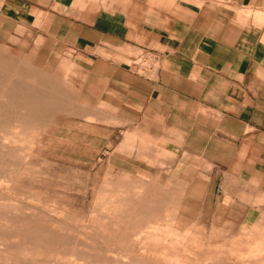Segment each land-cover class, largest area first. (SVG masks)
Masks as SVG:
<instances>
[{
    "label": "rangeland",
    "instance_id": "1",
    "mask_svg": "<svg viewBox=\"0 0 264 264\" xmlns=\"http://www.w3.org/2000/svg\"><path fill=\"white\" fill-rule=\"evenodd\" d=\"M14 2L6 0V8L27 26L20 27L26 37L0 43V254L9 259L2 255L0 264H263L264 193L242 185L233 206H224L212 197L208 167L197 169L184 156L174 169L157 143L107 124L124 120L83 119L99 110L78 103L75 63L70 58L61 68L27 43L28 30L60 6L70 14L78 8L81 18L92 7H111L119 19L128 0Z\"/></svg>",
    "mask_w": 264,
    "mask_h": 264
},
{
    "label": "crops",
    "instance_id": "2",
    "mask_svg": "<svg viewBox=\"0 0 264 264\" xmlns=\"http://www.w3.org/2000/svg\"><path fill=\"white\" fill-rule=\"evenodd\" d=\"M68 9L45 13L27 43L61 68L75 63L78 103L99 110L83 119L124 120L107 124L157 143L174 169L184 156L208 167L224 206L242 185L264 193V0H128L119 19L111 7ZM21 26L0 0V43L26 37ZM143 52L155 55L149 75L133 66Z\"/></svg>",
    "mask_w": 264,
    "mask_h": 264
},
{
    "label": "bare ground",
    "instance_id": "3",
    "mask_svg": "<svg viewBox=\"0 0 264 264\" xmlns=\"http://www.w3.org/2000/svg\"><path fill=\"white\" fill-rule=\"evenodd\" d=\"M10 97H11V96H10ZM3 100H5V99H3ZM17 130H18V129H17ZM34 132H35V131H34ZM10 135H11V134H10ZM11 139H12V138H11ZM14 139H15V138H14ZM3 141H5V140H3ZM11 141H12V140H11ZM16 141H17V139H16ZM21 142H22V141H21ZM21 142H20V143H21ZM3 143H4V142H3ZM3 143H2V144H3ZM7 143H9V142H7ZM26 143H27V142H26ZM16 144H17V142H16ZM16 144H14V145H16ZM18 144H19V141H18ZM9 145H10V143H9ZM10 146H11V145H10ZM32 146H33V145H32ZM8 147H9V146H8ZM13 148H14V147H13ZM2 150H3V149H2ZM25 151H27V150H25ZM123 191H124V190H123ZM123 193H126V191L123 192ZM126 194H127V193H126ZM142 194H143V193H142ZM117 197H118V195H117ZM5 199H6V198H5ZM120 199H121V198H120ZM10 200H11V199H10ZM8 201H9V200H8ZM110 202H111V201H110ZM110 202H109V203H110ZM114 203H115V202H114ZM122 203H123V202H122ZM7 204H8V203H7ZM107 204H108V203H107ZM3 205H4V204H3ZM105 205H106V202H105ZM113 205H114V204H113ZM120 205H121V204H120ZM122 205H124V204H122ZM125 205H126V204H125ZM162 205H163V204H162ZM103 206H104V205H103ZM115 206H116V205H115ZM139 206H141V204H139ZM119 207H120V206H119ZM125 207H126V206H125ZM0 208H1V207H0ZM18 208H19V207H18ZM108 209H109V208H108ZM108 209H106V211H107ZM111 209H112V208H111ZM122 209H123V208H122ZM2 210H3V209H2ZM28 210H29V209H28ZM50 210H51V209H50ZM16 211H17V210H16ZM29 211H30V210H29ZM55 211H56V210H55ZM106 211H105V212H106ZM110 211H111V210H110ZM110 211H109V212H110ZM139 211H140V210H139ZM33 212H34V211H33ZM63 212H64V211H63ZM111 212H114V211H111ZM125 212H126V211H125ZM151 212H152V211H151ZM3 213H4V212H3ZM6 213H7V212H6ZM12 213H13V212H12ZM14 213H17V212H14ZM106 213H107V215L109 214L108 211H107ZM9 214H10V213H9ZM18 214H19V213H18ZM38 214H39V213H38ZM27 215H28V214H27ZM30 215H31V214H30ZM125 215H126V214H125ZM0 216H1V215H0ZM3 216H5V213H4ZM9 216H10V215H9ZM16 216H17V215H16ZM19 216H23V215L20 214ZM31 216H32V215H31ZM120 216H121V215H120ZM33 217H34V216H33ZM4 218H5V217H4ZM19 218H20V217H19ZM25 218L27 219V217H25ZM121 218H122V216H121ZM0 219H1V218H0ZM20 219H21V218H20ZM20 219H19V221H22V220H20ZM22 219H23V218H22ZM26 219H24V220H26ZM36 219H37V218H36ZM39 219H41V218L39 217ZM39 219H38V220H39ZM2 220H3V219H2ZM17 220H18V219H17ZM27 220H28V219H27ZM48 220H49V219H48ZM121 220H122V219H121ZM9 221H10V220H9ZM13 221H14V220H13ZM15 221H16V220H15ZM29 221H33V220H29ZM29 221H28V222H29ZM54 221H55V220H54ZM119 221H120V220H119ZM123 221H125V220H123ZM2 222H3V221H2ZM4 222H5V221H4ZM24 222H25V221H24ZM38 222H39V221H38ZM7 223H8V222H7ZM7 223H6V225H7ZM9 223H10V222H9ZM11 224H12V223H11ZM40 224H41V223H40ZM42 225H43V224H42ZM14 226H15V225H14ZM142 226H143V225H142ZM151 226H152V225H151ZM156 226H157V225H156ZM156 226H154V227H152V228L154 229ZM167 226H169V225H167ZM18 227H19V226H18ZM21 227H22V225H21ZM26 227H27V226H26ZM147 227H148V226H147ZM159 227H160V226H159ZM5 228H6V227H5ZM11 228H12V227H11ZM27 228H28V227H27ZM31 228H32V227H31ZM35 228H36V227H35ZM38 228H39V227H38ZM161 228H162V227H161ZM13 229H16V228H13ZM32 229H33V228H32ZM39 229H40V228H39ZM42 229H43V228H42ZM158 229H160V228H158ZM167 229L169 230V228H167ZM256 229H257V228H256ZM27 230H28V229H27ZM30 230H31V229H30ZM33 230H35V229H33ZM33 230H32V231H33ZM149 230H151V229L149 228ZM149 230H148V232H149ZM164 230H165V229H164ZM0 231H1V230H0ZM4 231H5V230H4ZM8 231H9V230H8ZM35 231H36V230H35ZM35 231H34V232H35ZM37 231H38V229H37ZM39 231H40V230H39ZM151 231H154V230H151ZM155 231H157V230L155 229ZM18 232H20V231H18ZM18 232H17V233H18ZM162 232H163V231H162ZM2 233H5V232H1V234H2ZM6 233H7V232H6ZM6 233H5V234H6ZM11 233H12V232H11ZM24 233H25V232H24ZM27 233H28V232H27ZM42 233H43V232H42ZM47 233H48V232H47ZM49 233H50V232H49ZM103 233H104V231H103ZM105 233H106V232H105ZM150 233H151V232H150ZM168 233H170V232H168ZM168 233H167V234H168ZM173 233H174V231H173ZM173 233H171V235H172ZM9 234H10V233H9ZM9 234L7 233L8 236H9ZM28 234H29V233H28ZM40 234H41V232H39V235H40ZM108 234H109V233H108ZM111 234H112V233H111ZM111 234H110V235H111ZM147 234H148V233H147ZM155 234H156V233H155ZM164 234L166 235V233H164ZM174 234H175V233H174ZM13 235H14V234H13ZM15 235H16V234H15ZM36 235H37V234H36ZM51 235H52V234H51ZM53 235H54V234H53ZM149 235H150V234H149ZM0 236H1V235H0ZM5 236H6V235H5ZM24 236H25V235H24ZM33 236H34V235H33ZM81 236H82V235H81ZM123 236H124V235H123ZM123 236H122V237H123ZM145 236H146V234H145ZM153 236H154V235H153ZM153 236H151V237H153ZM157 236H158V235H157ZM160 236H161V235H159V237H160ZM172 236H173V235H172ZM176 236H177V234H176ZM180 236H181V235H180ZM180 236H179V237H180ZM1 237H2V236H1ZM39 237H40V236H39ZM44 237L47 238V236H44ZM54 237H55V236H54ZM61 237H62V236H61ZM61 237H60V238H61ZM74 237H75V236H74ZM154 237H155V236H154ZM174 237H175V236H174ZM179 237H178V238H179ZM183 237H184V236H183ZM10 238H12L11 235H10ZM24 238H25V237H24ZM108 238H109V237H108ZM110 238H111V237H110ZM160 238H161V237H160ZM160 238H159V239H160ZM162 238H164V237L162 236ZM162 238H161V239H162ZM166 238H167V236H166ZM166 238H165V239H166ZM170 238H171V237H170ZM176 238H177V237H176ZM176 238H175V240H176ZM184 238H185V237H184ZM29 239H30V238H29ZM41 239H42V238H41ZM145 239L148 240V238H145ZM159 239H158V240H159ZM165 239H163V240H165ZM168 239H169V238H168ZM262 239H263V238H262ZM30 240H31V239H30ZM47 240L49 241V239H47ZM54 240H55V239H54ZM54 240H53V241H54ZM83 240H84V239H83ZM156 240H157V239H156ZM175 240H174V241H175ZM177 240H178V239H177ZM180 240H184V239H183V238L181 239V237H180ZM253 240H254V238H253ZM253 240H250V241H253ZM263 240H264V239H263ZM0 241H1V240H0ZM9 241H10V240H9ZM24 241H26V240H24ZM149 241L151 242L150 239H149ZM159 241H160V240H159ZM168 241H169V240H168ZM250 241H249V243H250ZM16 242H17V241H16ZM19 242H21V241H19ZM59 242H60V241H59ZM59 242H58L57 244H59ZM62 242L64 243V240H63ZM65 242H66V241H65ZM68 242H69V241H68ZM144 242H148V241H144ZM153 242H154V240L152 241V243H153ZM161 242H162V241H161ZM172 242H173V239H172ZM191 242H192V241H191ZM191 242H190V244H191ZM255 242H256V241H255ZM17 243H18V242H17ZM25 243H26V242H25ZM30 243H31V242H30ZM148 243H149V242H148ZM148 243H147V244H148ZM169 243H170V242H169ZM173 243H174V242H173ZM177 243L179 244L180 242L177 241ZM186 243H188V242L186 241ZM20 244H21V243H20ZM23 244H24V243H23ZM64 244H65V243H64ZM77 244H78V243H77ZM192 244H194V241L192 242ZM14 245H16V243H15ZM66 245H67V244H66ZM161 245H163V243H161ZM165 245H167V244H165ZM165 245H164V246H165ZM170 245H171V243H170ZM172 245H173V244H172ZM195 245H196V244H195ZM7 246H8V245H7ZM10 246H11V245H10ZM17 246H18V245H17ZM17 246H16V247H17ZM168 246H169V245H168ZM18 247H19V246H18ZM66 247H67V246H66ZM145 247H146V246H145ZM250 247H251V246H250ZM12 248H15V247H12ZM22 248H23V247H22ZM24 248H26V247L24 246ZM163 248H164V247H163ZM165 248H167V246H166ZM165 248H164V249H165ZM170 248H171V247H170ZM173 248H174V247H173ZM178 248H179V247H178ZM178 248H177V249H178ZM10 249H11V248L7 249V247H6V249H4V250H5V251H6V250L9 251ZM15 249H16V248H15ZM18 249H19V248H18ZM18 249H17V250H18ZM26 249H27V248H26ZM26 249H25V251H26ZM66 249H67V248H66ZM72 249H73V248H72ZM164 249H163V250H164ZM21 250H22V249L20 248V252H21ZM28 250H29V249H28ZM67 250H68V249H67ZM75 250H77V249H75ZM142 250H143V249H142ZM160 250H161V249H160ZM163 250H162V251H163ZM8 251L5 252V255L8 254ZM42 251H43V250H42ZM57 251H60V250H57ZM62 251H63V249H62ZM78 251H79V250H78ZM110 251H111V250H110ZM158 251H159V250H158ZM2 252H3V251H2ZM22 252H23V251H22ZM22 252H21V253H22ZM28 252H29L28 254L30 255V251H28ZM36 252H37V251H36ZM73 252H74V251H73ZM73 252H72V253H73ZM76 252H77V251H76ZM152 252H153V251H152ZM165 252H166V251H165ZM187 252H188V251H187ZM10 253H11V252H10ZM23 253H24V252H23ZM23 253H22V254H23ZM34 253H35V252H33V254H34ZM58 253H59V252H58ZM58 253H57V254H58ZM85 253H86V252H85ZM160 253H161V252H159V254H160ZM188 253H189V252H188ZM3 254H4V253H3ZM3 254H0V257H1ZM17 254H20V253H19V250H18V253H17ZM25 254H26V253H25ZM41 254H42V253H41ZM64 254H65V253H64ZM152 254H153V253H152ZM157 254H158V253H157ZM159 254H158V255H159ZM162 254H163V253H162ZM174 254H175V253H174ZM179 254H180V252H179ZM179 254H178V255H179ZM240 254H241V253H240ZM262 254H263V253H262ZM9 255H11V254H9ZM12 255H14V254L12 253ZM55 255H56V254H55ZM60 255H61V254H60ZM137 255H138V254H137ZM154 255H155V253H154ZM160 255H161V254H160ZM164 255H165V254H164ZM170 255H171V254H170ZM37 256H38V255H37ZM37 256H36V257H37ZM71 256H72V255H71ZM79 256H80V255H79ZM132 256H133V255H132ZM141 256H142V255H141ZM155 256H157V255H155ZM168 256H169V254H168ZM23 257H25V256H23ZM30 257H32V256L30 255ZM30 257H28V258H30ZM76 257H77V256H76ZM124 257H125V256H124ZM159 257H163V256H159ZM159 257H158V258H159ZM165 257H166V256H165ZM178 257H180V256H178ZM3 258H4V255H3ZM6 258H7V257H5L4 259H6ZM37 258H38V257H37ZM61 258H62V257H61ZM125 258H126V257H125ZM144 258H145V257H144ZM173 258H174V257H173ZM176 258H177V256H176ZM7 259H8V258H7ZM7 259H6V262L9 260V259H8V260H7ZM11 259H12V258H11ZM22 259H23V258H22ZM77 259H78V258H77ZM81 259H82V258H81ZM81 259H79V260H81ZM112 259H113V258H112ZM171 259H172V258H171ZM187 259H188V258H187ZM260 259H261V258H260ZM1 260H2V259H1ZM1 260H0V262H1ZM16 260H17V259H16ZM23 260H24V259H23ZM40 260H41V259H40ZM58 260H59V259H58ZM83 260H84V259H83ZM188 260H189V259H188ZM258 260H259V259H258ZM262 260H263V259H262ZM13 261H14V260H13ZM37 261H38V260H37ZM45 261H47V260H45ZM76 261H77V260H76ZM92 261H93V260H92ZM111 261H112V260H111ZM116 261H117V259H116ZM133 261H134V260H133ZM133 261H132V262H133ZM166 261H167V260H166ZM168 261H170V259H169ZM181 261H182V260H181ZM246 261H247V260H246ZM254 261H255V260H254ZM259 261H260V260H259ZM263 261H264V260H263ZM16 262H17V261H16ZM88 262H89V261H88ZM136 262H138V261H136ZM184 262H186V261L184 260ZM187 262H188V261H187ZM261 262H262V261H260L259 264H260ZM42 263H43V262H42ZM139 263H140V262H139ZM139 263H138V264H139ZM171 263H173V262L171 261ZM251 263H253V262H251ZM15 264H16V263H15ZM23 264H24V263H23ZM38 264H39V263H38ZM40 264H41V263H40ZM44 264H45V263H44ZM48 264H49V262H48ZM53 264H54V262H53ZM70 264H71V263H70ZM79 264H82V263L80 262ZM94 264H95V263H94ZM133 264H134V262H133ZM174 264H175V263H174ZM177 264H178V263H177ZM245 264H246V263H245ZM255 264H256V263H255ZM261 264H262V263H261ZM263 264H264V263H263Z\"/></svg>",
    "mask_w": 264,
    "mask_h": 264
},
{
    "label": "built area",
    "instance_id": "4",
    "mask_svg": "<svg viewBox=\"0 0 264 264\" xmlns=\"http://www.w3.org/2000/svg\"><path fill=\"white\" fill-rule=\"evenodd\" d=\"M133 66L142 74L149 75L155 70L157 63L155 62V55L148 52L139 54L133 60Z\"/></svg>",
    "mask_w": 264,
    "mask_h": 264
}]
</instances>
